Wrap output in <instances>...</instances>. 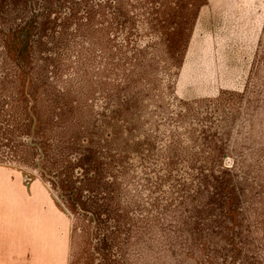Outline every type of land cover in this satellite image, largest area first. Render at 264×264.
Here are the masks:
<instances>
[{
	"label": "rangeland",
	"instance_id": "1",
	"mask_svg": "<svg viewBox=\"0 0 264 264\" xmlns=\"http://www.w3.org/2000/svg\"><path fill=\"white\" fill-rule=\"evenodd\" d=\"M0 264H264V0H0Z\"/></svg>",
	"mask_w": 264,
	"mask_h": 264
},
{
	"label": "trees",
	"instance_id": "2",
	"mask_svg": "<svg viewBox=\"0 0 264 264\" xmlns=\"http://www.w3.org/2000/svg\"><path fill=\"white\" fill-rule=\"evenodd\" d=\"M22 31H23L22 29H19L18 31L16 30V31H14L15 34H13V35H16L17 39H20V34L22 33ZM19 44H22V42H19Z\"/></svg>",
	"mask_w": 264,
	"mask_h": 264
}]
</instances>
